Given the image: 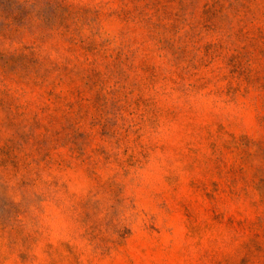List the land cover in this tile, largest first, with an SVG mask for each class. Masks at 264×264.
<instances>
[{"label": "rangeland", "instance_id": "rangeland-1", "mask_svg": "<svg viewBox=\"0 0 264 264\" xmlns=\"http://www.w3.org/2000/svg\"><path fill=\"white\" fill-rule=\"evenodd\" d=\"M0 264H264V0H0Z\"/></svg>", "mask_w": 264, "mask_h": 264}]
</instances>
